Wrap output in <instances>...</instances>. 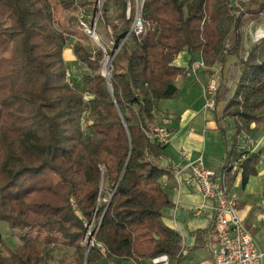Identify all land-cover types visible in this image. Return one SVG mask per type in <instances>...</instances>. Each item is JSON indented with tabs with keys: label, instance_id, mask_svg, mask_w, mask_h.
<instances>
[{
	"label": "trees",
	"instance_id": "1",
	"mask_svg": "<svg viewBox=\"0 0 264 264\" xmlns=\"http://www.w3.org/2000/svg\"><path fill=\"white\" fill-rule=\"evenodd\" d=\"M236 1L144 0L137 36L135 0H0V223L20 240L12 250L0 234V264L180 261L182 236L164 221L174 207L163 185L173 171L161 165L169 144L150 132L164 126L157 104L173 97L181 52L208 67L238 59L223 110L235 134L218 172L241 160L229 184L240 176L243 188L264 154L242 143L264 125V38L251 35L246 49L245 35L264 26V0L239 15ZM95 22L99 45L85 31ZM69 47L82 86L68 72Z\"/></svg>",
	"mask_w": 264,
	"mask_h": 264
},
{
	"label": "crops",
	"instance_id": "2",
	"mask_svg": "<svg viewBox=\"0 0 264 264\" xmlns=\"http://www.w3.org/2000/svg\"><path fill=\"white\" fill-rule=\"evenodd\" d=\"M228 58L229 67H226L228 66L226 60L224 64L225 71L229 68L230 73L237 74L233 77L234 80H229V93H227V96L230 99L239 76V67L238 59L235 56H229ZM196 60H202L199 53L191 56L188 52L183 51L174 64L184 69ZM207 79L208 73L204 70L200 71L198 79L186 77L182 73L174 83L175 96L173 95L172 98L161 100L162 103H158L160 106L163 104L162 111L159 110L157 104V112L162 117L161 119L167 121L163 127L170 132V143L166 151L167 156L161 163L165 169L174 171L202 159L206 168L218 172L225 164L227 151L232 145L229 139L235 134V130L232 120L229 119L230 133L228 136L225 128L227 118L223 117V112L221 119H219L216 113L217 110L212 113L205 109L201 94L202 85L207 82ZM227 102H223L224 107ZM220 104L222 103L218 100L217 109ZM252 139L253 146L251 149L253 152L264 148V125L260 127L259 132ZM263 156L257 167V175L250 177L245 187L242 188L241 186L240 176L229 184L239 195V213L249 230L251 223H259L263 220L261 214L255 216L252 213L255 200L262 199L264 205ZM184 177L188 178V173ZM231 177L232 173L229 174L228 182H230ZM168 187H170V199L174 207L165 211L164 221L166 225L176 229L182 236L180 261L169 264H215L211 254V246L215 244L216 237L209 201L205 199L196 186L189 185L186 182H183L181 186L171 182ZM202 205L205 208L200 215H197L195 211L197 207ZM255 218L258 220H255ZM253 237L257 246L264 252V243L257 241L254 235ZM121 264L135 263L122 262ZM142 264H151V261Z\"/></svg>",
	"mask_w": 264,
	"mask_h": 264
},
{
	"label": "built area",
	"instance_id": "3",
	"mask_svg": "<svg viewBox=\"0 0 264 264\" xmlns=\"http://www.w3.org/2000/svg\"><path fill=\"white\" fill-rule=\"evenodd\" d=\"M250 1L251 0L236 1L238 15L245 12V5ZM135 3L136 13L133 32L137 36H140L145 33V26L141 19L144 0H135ZM128 14H130V8ZM252 27L253 24H250V34L253 30ZM263 27L264 26L256 27L255 33L251 34L255 42L264 38ZM95 29L96 24L92 28L85 26V31L90 38L98 41ZM110 60L111 58L107 57L103 62L102 75L104 74L107 79L110 78L112 69ZM200 70L207 71L208 73L207 82L202 85V96L205 101L204 107L209 112H216L219 92L223 81V67L220 63L213 67H208L203 60H200L196 63L192 62L185 67L183 74L186 77H195L198 79V72ZM163 122L166 123L167 121L163 119ZM150 133L158 140L166 144L170 143V132L167 128L163 126H155L151 129ZM242 143L246 147H252L253 139L250 138V136L244 135ZM240 162L241 160H238L233 165L231 173L238 171V164ZM187 173L189 177L185 178L184 175ZM228 178L229 168L218 173L206 168L203 160L199 159L186 167L174 170L172 178L165 177L163 179V185L167 187L171 182H174L177 186H181L183 182H186L189 185L196 186L205 199L209 201L213 214L212 218L216 237L215 244L211 246V254L215 264H263L264 252L255 243L252 233L247 228L239 213V195L237 191L229 185ZM204 208L205 206L203 205L197 207L195 213L200 215ZM91 228H93V225H91ZM96 229H98V227ZM95 235L96 230L93 233L89 232L88 237L84 242L88 243V247L90 248L93 246ZM180 254L181 252L178 257H180ZM169 263L167 255L151 260V264Z\"/></svg>",
	"mask_w": 264,
	"mask_h": 264
},
{
	"label": "rangeland",
	"instance_id": "4",
	"mask_svg": "<svg viewBox=\"0 0 264 264\" xmlns=\"http://www.w3.org/2000/svg\"><path fill=\"white\" fill-rule=\"evenodd\" d=\"M55 2V0H53ZM139 1V0H138ZM55 16H56V20L57 21H60V22H63L64 20V14L61 10L57 11L55 13ZM262 22V21H261ZM263 23V22H262ZM257 24H261L259 21H257ZM249 28V27H248ZM264 28V27H263ZM264 30V29H263ZM255 33V29L253 28L251 34ZM261 33V32H259ZM251 34H250V30H248L246 28L245 30V35L247 37L246 39V49H248V45L249 43H252L251 41ZM92 39V38H91ZM97 45L98 44V41H95L94 39H92ZM71 47V46H70ZM67 48L65 50V53H64V56H65V60H66V64H67V67H68V72L69 74L71 75L72 77V80L74 81V83L77 85V86H82V74L81 72L79 71L76 63H75V60H74V55H73V52H72V49L71 48ZM10 51H7V53L5 54V56H8L10 54ZM200 60H196L194 61V63L196 62H199ZM227 62H228V66L226 67H229V58L227 59ZM237 66V64H235ZM223 67V72H222V76H223V81H222V87H221V90H220V93H219V102L222 103L218 106V109H217V116L219 119H221L222 117V112H223V109H224V101H228L229 100V96H227V93H229V80L230 79H233V77H235L236 75L233 74V73H230L229 72V68L225 71V67L224 65H222ZM202 71V70H200ZM200 71L198 72V74L200 73ZM225 72V73H224ZM229 74H230V77H229ZM179 94V92H178ZM202 95V94H201ZM202 101H203V104H205V101L202 97ZM164 102V101H163ZM158 103H162L161 101H159ZM227 104V103H226ZM225 104V106H226ZM159 105V104H158ZM162 106L163 104H161V106L159 105V110L162 111ZM225 124H226V131H227V134L229 136V133H230V128H229V118H227V120L225 121ZM105 197L103 198V201H106L108 198H109V192L108 190L105 191ZM253 211L252 213L256 216L257 214H261L263 216V220L259 223H251V233L255 236V239L257 241H259L260 243H264V205H263V201L262 199L258 198L257 200H255V203H253ZM255 220H258L257 218H255ZM248 227V226H247ZM89 229H90V226H89ZM90 233H93L94 232V225H93V228H91L89 230ZM0 234L2 235L4 241L6 242V244L8 245V247L12 250H15L19 245H20V240H19V237H18V233L16 231H13V230H10L8 228V225L6 223H0ZM3 249V247H2ZM205 251V250H204ZM59 253H57L56 255H58ZM50 264H57V262H50Z\"/></svg>",
	"mask_w": 264,
	"mask_h": 264
},
{
	"label": "water",
	"instance_id": "5",
	"mask_svg": "<svg viewBox=\"0 0 264 264\" xmlns=\"http://www.w3.org/2000/svg\"><path fill=\"white\" fill-rule=\"evenodd\" d=\"M95 24H96V22L94 23V25L93 26H95ZM115 57V55L111 58V60H110V64H112V61H113V58ZM103 76L104 77H106L104 74H103ZM175 92H176V88H175V86L174 85H171V86H169V88L167 89V91H166V96H173L174 94H175ZM113 197V196H112ZM111 197V198H112ZM89 249H90V247H88V251H89ZM88 251H87V253H88Z\"/></svg>",
	"mask_w": 264,
	"mask_h": 264
},
{
	"label": "bare ground",
	"instance_id": "6",
	"mask_svg": "<svg viewBox=\"0 0 264 264\" xmlns=\"http://www.w3.org/2000/svg\"><path fill=\"white\" fill-rule=\"evenodd\" d=\"M107 72V71H106Z\"/></svg>",
	"mask_w": 264,
	"mask_h": 264
}]
</instances>
